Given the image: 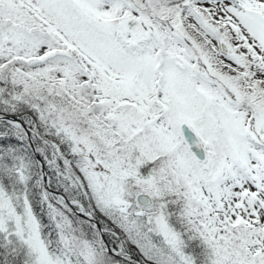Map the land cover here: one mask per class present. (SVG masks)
Instances as JSON below:
<instances>
[{
    "label": "snow or ice",
    "instance_id": "6c2138e0",
    "mask_svg": "<svg viewBox=\"0 0 264 264\" xmlns=\"http://www.w3.org/2000/svg\"><path fill=\"white\" fill-rule=\"evenodd\" d=\"M0 264H264V0H0Z\"/></svg>",
    "mask_w": 264,
    "mask_h": 264
},
{
    "label": "water",
    "instance_id": "95a60500",
    "mask_svg": "<svg viewBox=\"0 0 264 264\" xmlns=\"http://www.w3.org/2000/svg\"><path fill=\"white\" fill-rule=\"evenodd\" d=\"M189 134L192 135V136H194V133H191L190 130H189Z\"/></svg>",
    "mask_w": 264,
    "mask_h": 264
},
{
    "label": "trees",
    "instance_id": "16d2710c",
    "mask_svg": "<svg viewBox=\"0 0 264 264\" xmlns=\"http://www.w3.org/2000/svg\"><path fill=\"white\" fill-rule=\"evenodd\" d=\"M52 190H54L55 191V186L53 185V187H52Z\"/></svg>",
    "mask_w": 264,
    "mask_h": 264
}]
</instances>
